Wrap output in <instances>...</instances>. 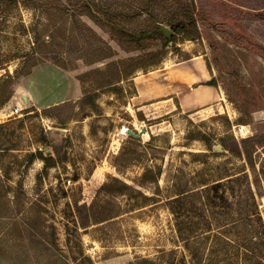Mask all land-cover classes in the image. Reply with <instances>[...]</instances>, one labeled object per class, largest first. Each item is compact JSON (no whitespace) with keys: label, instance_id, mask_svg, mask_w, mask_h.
<instances>
[{"label":"rangeland","instance_id":"rangeland-1","mask_svg":"<svg viewBox=\"0 0 264 264\" xmlns=\"http://www.w3.org/2000/svg\"><path fill=\"white\" fill-rule=\"evenodd\" d=\"M94 1L135 32L169 27L185 2ZM194 1L198 30L133 76L156 96L163 73L203 58L201 84L221 100L182 110L159 96L133 105L134 80L113 73L160 40L128 51L79 0H0V77L16 76L0 106V264H264V0ZM33 60L77 95L32 104L21 72ZM147 169L159 178L140 185Z\"/></svg>","mask_w":264,"mask_h":264},{"label":"trees","instance_id":"trees-1","mask_svg":"<svg viewBox=\"0 0 264 264\" xmlns=\"http://www.w3.org/2000/svg\"><path fill=\"white\" fill-rule=\"evenodd\" d=\"M79 3L82 5L84 9V14L89 15L91 18H94L98 22L112 28L115 31L116 36L121 40L127 42L129 46H127L128 51H134L139 49H147L150 48V44L147 43L148 40L158 39L161 41V46L154 51H146L141 54L130 55L120 61L118 64H113V73L116 79L119 80H129L131 79L137 71L145 72L149 66L156 67L160 64L164 51L161 50L163 46H171L175 44L176 33L179 31H185L188 28H192V30L197 31L198 28L196 26V18H195V1L194 0H185V2L179 4V12L178 16L170 22H166L169 24V27H166L170 30L169 34H167L163 28V24L161 21H157V25L154 28H151L149 31L143 32H135L127 29L124 25L116 21L112 15V13L104 8L102 5L97 3L94 0H79ZM189 38L190 33H186ZM158 56V57H156ZM41 63L39 60H33L22 72L21 75H27L31 72L32 68ZM116 66V67H115ZM16 76L6 73L5 76L0 77V91L3 89V96L0 99V106L8 101L12 94L11 85L15 81ZM111 80L107 82H99L95 84L94 88L101 87L103 84H110ZM205 84L215 86L214 80L211 79L207 81ZM56 106V105H52ZM49 106L48 108L52 107ZM133 136V135H132ZM136 138V137H135ZM248 162L252 165V160L250 155H245ZM159 173L157 171H153L147 169L141 173L139 176L140 185H144L148 182H156L159 178ZM117 182L118 180L115 179ZM120 184L119 192H127V185L125 183ZM110 185H103V188L107 189ZM108 186V187H107ZM183 193L185 191H179V193ZM141 194V193H139ZM141 196L145 199L150 197H146L141 194ZM92 220H95L92 219ZM91 220V221H92ZM80 224H87L86 219L80 218Z\"/></svg>","mask_w":264,"mask_h":264},{"label":"crops","instance_id":"crops-1","mask_svg":"<svg viewBox=\"0 0 264 264\" xmlns=\"http://www.w3.org/2000/svg\"><path fill=\"white\" fill-rule=\"evenodd\" d=\"M48 70L47 65L37 64L29 74L24 75L22 78V88L27 92L29 98L31 96L32 104L36 106L57 105L60 102L68 101L71 98L73 99L78 91L76 81L71 80V83L66 82V80L63 82L59 81L57 84L54 83L51 86L48 83L51 76L48 75ZM60 73L61 71H57L56 74L58 75ZM147 73L149 71L144 72V74ZM208 76L209 72L204 59L199 56H192L186 58L181 66L172 69L169 74L163 73L164 81H162V85L159 88L162 90L164 87V91L156 96H154L153 85H146L144 81H137L135 79L136 77H132V80L135 82V92L131 95L130 99L133 105L137 106L158 96L167 97L165 100H174L175 98L177 100L176 104L182 110H192L210 101L215 102L221 100L219 91L215 87L201 84ZM41 79H44V81L41 82ZM27 80H29L31 86L33 85L32 87L28 83L25 84ZM52 80L54 81L55 79L52 78ZM154 83L157 84L160 82L154 81ZM182 87H186L184 92L180 90ZM190 87L195 89L190 91ZM137 110L143 112V116H147L143 108L138 106Z\"/></svg>","mask_w":264,"mask_h":264},{"label":"water","instance_id":"water-1","mask_svg":"<svg viewBox=\"0 0 264 264\" xmlns=\"http://www.w3.org/2000/svg\"><path fill=\"white\" fill-rule=\"evenodd\" d=\"M163 30L167 33V34H169V32H170V30L168 29V28H166V27H164L163 28ZM132 135H136V134H134L133 132H130ZM214 149H216V150H221V147L220 146H218V145H214Z\"/></svg>","mask_w":264,"mask_h":264}]
</instances>
